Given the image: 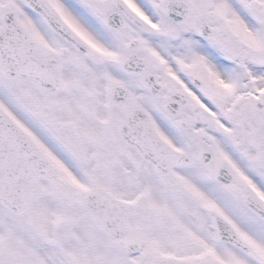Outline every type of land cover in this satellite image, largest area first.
<instances>
[{"label": "snow or ice", "instance_id": "6c2138e0", "mask_svg": "<svg viewBox=\"0 0 264 264\" xmlns=\"http://www.w3.org/2000/svg\"><path fill=\"white\" fill-rule=\"evenodd\" d=\"M0 264H264V0H0Z\"/></svg>", "mask_w": 264, "mask_h": 264}]
</instances>
